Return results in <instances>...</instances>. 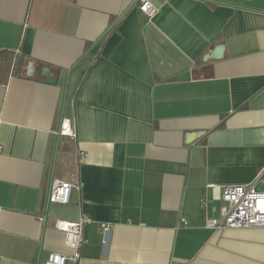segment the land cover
Instances as JSON below:
<instances>
[{
  "label": "crops",
  "instance_id": "obj_1",
  "mask_svg": "<svg viewBox=\"0 0 264 264\" xmlns=\"http://www.w3.org/2000/svg\"><path fill=\"white\" fill-rule=\"evenodd\" d=\"M150 1L0 0V264L82 217L76 264H264V227H205L221 186L264 190V0Z\"/></svg>",
  "mask_w": 264,
  "mask_h": 264
},
{
  "label": "built area",
  "instance_id": "obj_2",
  "mask_svg": "<svg viewBox=\"0 0 264 264\" xmlns=\"http://www.w3.org/2000/svg\"><path fill=\"white\" fill-rule=\"evenodd\" d=\"M137 8L146 16L155 13V6L150 0H136ZM58 134L71 139L76 137V132L71 119L61 120ZM79 190L77 181H69L53 177L48 191V202L66 204L69 202L71 191ZM219 216L205 221L208 229L220 228H249L264 227V190H258L253 184H228L220 187ZM43 220V217H40ZM86 218L75 221L55 219L53 227L66 233L65 245L71 249L69 254L51 251L47 254L45 264H65L66 261L76 264L80 256V248L84 242L82 226ZM185 225L186 221L181 220ZM103 226V229L107 228Z\"/></svg>",
  "mask_w": 264,
  "mask_h": 264
},
{
  "label": "trees",
  "instance_id": "obj_3",
  "mask_svg": "<svg viewBox=\"0 0 264 264\" xmlns=\"http://www.w3.org/2000/svg\"><path fill=\"white\" fill-rule=\"evenodd\" d=\"M13 58H14L13 55L10 54L9 52H4L2 53V55L0 53V73H2L3 76L8 73L10 66L12 65ZM15 65H16L15 63L14 65H12L13 66L12 70L15 68L14 67Z\"/></svg>",
  "mask_w": 264,
  "mask_h": 264
},
{
  "label": "water",
  "instance_id": "obj_4",
  "mask_svg": "<svg viewBox=\"0 0 264 264\" xmlns=\"http://www.w3.org/2000/svg\"><path fill=\"white\" fill-rule=\"evenodd\" d=\"M51 70L48 67H42L39 71V76L40 78H42V80H44L45 82L48 83H59V79L55 78V79H51L50 75H51Z\"/></svg>",
  "mask_w": 264,
  "mask_h": 264
}]
</instances>
